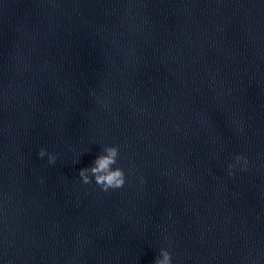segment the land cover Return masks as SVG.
<instances>
[{
  "label": "clouds",
  "instance_id": "clouds-1",
  "mask_svg": "<svg viewBox=\"0 0 264 264\" xmlns=\"http://www.w3.org/2000/svg\"><path fill=\"white\" fill-rule=\"evenodd\" d=\"M39 159H45L48 165H54L57 156L41 148L37 153ZM119 150L115 145L105 144L100 147L98 154L91 161L90 165L79 169L77 176L80 184H94L99 191L107 193L123 188L126 184L125 171L118 166ZM249 161L242 155L236 154L230 163L226 165V175L231 178L237 170L247 171ZM139 184L144 183V179H139ZM153 264H172V257L167 248H160L154 258Z\"/></svg>",
  "mask_w": 264,
  "mask_h": 264
}]
</instances>
